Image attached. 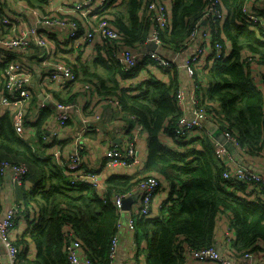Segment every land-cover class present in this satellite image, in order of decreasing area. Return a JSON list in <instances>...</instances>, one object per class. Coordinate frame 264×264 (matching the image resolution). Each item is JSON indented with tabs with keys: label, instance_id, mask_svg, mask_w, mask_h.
Masks as SVG:
<instances>
[{
	"label": "trees",
	"instance_id": "16d2710c",
	"mask_svg": "<svg viewBox=\"0 0 264 264\" xmlns=\"http://www.w3.org/2000/svg\"><path fill=\"white\" fill-rule=\"evenodd\" d=\"M221 1L227 15L224 32L231 47L227 58L216 62L210 70V86L202 100L214 118L238 137L248 156L257 157L260 151H264V96L245 69L244 50L248 47L256 51L264 64V34L256 33L239 22L245 0ZM205 2L174 0L173 27L169 35H162L161 48H187L189 32L202 16ZM128 4L127 21L118 17V24L115 21L114 27L120 31L118 42L124 48L137 50L150 35L152 24L147 15L145 19L141 17L140 0H129ZM100 15L110 19L103 11ZM70 45L71 49L75 48L72 41L66 43V46ZM103 47L105 55L101 53L94 61V66L100 69L91 71L90 66L82 64V71H79L70 63L77 74V82L96 84L100 100L106 101L113 96L119 98V111L139 122L148 135L147 175L144 176L167 181L172 191L170 203L162 205L160 215L141 217L136 230L131 231L139 254L142 241L148 240L146 256L136 254L137 264H189L194 261L187 257L189 249L216 245V233L223 213L232 216L236 231L235 249L244 253L257 247L260 241H264V204L241 196L239 189H243L242 186L229 187V181L223 177L224 165L216 157L213 142L206 138L201 141V149L177 150L164 145L160 139L162 131L175 136L174 127L181 115L175 100L177 82L152 77L146 79L141 91L131 93L117 79L120 76L121 79L127 78L125 75L129 73H122V64L107 58L115 45L104 41L100 49ZM60 48L57 43L56 54L64 58ZM78 48L84 50L85 46ZM12 55L4 56L9 61ZM4 65L0 63V75ZM81 74L84 76L82 79ZM74 89V85L68 88L71 92ZM54 94L61 100L58 93ZM76 96L78 94L73 93L69 99ZM215 100L221 104L219 111L211 103ZM52 112V105L45 107L36 121L40 145L45 135L42 125ZM177 142L181 146L186 143ZM5 159L24 162L28 167L24 179L30 187L25 182L15 186L10 181L14 192L24 188L27 195L17 217V222L21 215L26 218L27 226L22 237L15 236L21 246L20 264H69L63 240L68 227L75 230L83 242L84 251L96 264H110L111 244L118 232L120 215L112 193L133 189L139 178L110 174L105 180L107 196L95 191L90 183L71 185L52 155L40 153L16 132L11 111L0 116V161ZM8 185L7 177L0 172V213L5 210ZM25 236H29L35 246V255L31 259L27 257Z\"/></svg>",
	"mask_w": 264,
	"mask_h": 264
},
{
	"label": "built area",
	"instance_id": "2783aa9c",
	"mask_svg": "<svg viewBox=\"0 0 264 264\" xmlns=\"http://www.w3.org/2000/svg\"><path fill=\"white\" fill-rule=\"evenodd\" d=\"M110 0H78L69 6L63 7L61 12H53L37 19L29 27H16V23L7 15L0 18V52L5 55L13 54V58L7 61L3 55L0 63H4L0 75V116L6 111H11L16 132L25 138L24 131L28 121V112L33 102L31 86L34 79V71L23 62L16 59L18 53L27 57L43 58L41 70V85L46 90L39 102L38 110H43L53 105L57 126L49 128V122L42 125L45 135L41 138L42 144L56 142L46 152L52 155L63 173L69 178L71 185L90 183L95 191L101 195H108L107 185L104 180V172L110 168L134 166L137 160L135 145L136 137L125 133L122 143H114L105 152L100 163L101 170L91 169L85 163L86 149L83 139L85 134L91 131L102 130V115L99 113H87L86 106L92 105L99 95L97 86L90 81L77 82V74L70 63L56 54L55 46L60 47L68 41H72L75 48L82 47L83 42L95 45L99 38L105 43L113 42L115 48L111 58L112 62L122 64V73L135 74L143 66L161 68L164 70H176L184 68L194 79L199 87V82L204 77H209V72L220 60H225L229 55L231 42L225 36L224 23L227 17L221 0H206L202 16L189 32L187 55L182 50H177L173 56H166L160 48L163 46L162 35L170 34L172 30V8L174 0H140L146 10L152 28L142 47L137 50L124 48L118 41L120 31L116 29L111 20L100 15ZM98 4L91 8L93 3ZM239 22L247 25L250 30L264 34V0H245L242 7V15ZM82 23L86 29L81 33ZM16 25V26H15ZM65 30L62 34L60 31ZM83 41V42H82ZM152 44L157 45L155 50L150 49ZM169 46V45H168ZM170 47V46H169ZM186 48V47H185ZM245 69L250 74L253 82H264V64L261 63L259 54L250 48L244 50ZM142 65V66H141ZM74 85V93L78 96L69 100H59L54 93H61ZM135 93V92H134ZM137 93V92H136ZM185 99V91L178 88L176 103L181 108ZM203 97L194 95V110L191 116L181 114L174 127V138L177 141H189L190 132L201 129L203 123L213 114L208 111ZM111 109L120 110V100L117 96L106 99ZM92 113V114H91ZM78 116L81 122L80 129L73 136V144L69 146V152L63 151L64 146L69 145L61 140V131L66 128L69 121ZM39 117V112L36 115ZM214 116V115H213ZM49 118V117H48ZM48 120V119H47ZM223 122V121H222ZM139 123V122H138ZM222 133L226 141L234 145L242 153L247 154L246 148L242 147L238 137L222 124ZM139 127L143 126L139 123ZM26 139V138H25ZM216 157L224 165L223 177L229 181V187L242 186L239 194L249 201L264 204V174L255 171L252 167L243 163H233L232 156L228 152L225 143L215 142ZM55 148V149H54ZM228 158V160H227ZM0 172L8 178L13 185H23L24 176L28 167L24 162L12 160L0 161ZM162 187L161 180L154 176H143L131 190L112 193V200L119 211L117 223L118 232L115 234L110 251V264L116 259L123 236L128 231H135L137 221L141 217H153L152 205L155 195ZM138 193L139 204L131 209L124 210L123 202L127 197ZM17 202L7 210L0 213V264H20L21 246L12 236V230L17 223L20 212ZM37 221V220H36ZM35 221V222H36ZM235 228L232 223L223 236V242L235 252ZM65 251L69 264H96L91 255L83 248L75 230L68 227L63 234ZM251 250L244 252L245 258H250ZM187 257L204 263L234 264V262L221 253L216 245L201 249H189ZM139 260H141L139 258ZM123 264H137L135 257L129 258ZM248 264V263H247Z\"/></svg>",
	"mask_w": 264,
	"mask_h": 264
},
{
	"label": "crops",
	"instance_id": "0c3cea01",
	"mask_svg": "<svg viewBox=\"0 0 264 264\" xmlns=\"http://www.w3.org/2000/svg\"><path fill=\"white\" fill-rule=\"evenodd\" d=\"M78 0H0V15L7 14L14 23H16V27H29L33 25V23L43 17L48 13L53 12H61L63 7L69 6L70 4L76 2ZM129 0H110L109 4L103 10V14H106L111 19V24L114 26L115 21L117 23L118 17L124 21H127V10ZM98 4L95 2L92 4L91 8H96ZM141 17L146 18V10L144 7L141 9ZM118 24V23H117ZM86 24L82 23V31L86 29ZM62 34H65V30L60 31ZM83 33V32H81ZM97 43L95 45L84 43L85 49L80 50L79 48H72L62 45L59 49L64 59L74 64L75 67L78 68L79 71H82V64L90 66L91 71H95L98 67L94 66V61L98 58V55H105L103 41L99 38L96 39ZM143 43L139 45L142 47ZM105 46V45H104ZM190 48L184 49H168V48H160V51L166 56H173L177 50H182L185 55H187L188 50ZM102 53V54H101ZM3 53L0 52V58H3ZM16 59L23 62L26 66L30 67L34 71V79L31 86V90L33 93V102L31 108L28 112V121L24 131V135L26 141H28L31 145H33L36 149L39 150L40 153L46 154L48 148H51L56 142L49 144L39 143V135H38V127L36 125L37 113L39 112V116L42 110H38L39 102L42 100V95L46 93V90L41 85L42 74L39 66L43 63V58L38 57H27L25 54L16 55ZM100 69V67H99ZM1 71V70H0ZM102 71V70H101ZM125 75V74H124ZM116 76V75H115ZM127 78L121 79L118 78L119 84L121 86L127 87L131 93L139 92L142 90L144 82L149 78H158L163 81L169 82L170 80H175L178 84V88H181L185 91V99L181 105V114H185L187 116H191L194 110L193 98L195 94L200 95L201 97L207 96V92L210 86V79L208 76L204 77L202 81L199 82V87L194 82V79L188 74V72L184 69H176V70H164L161 68H153L143 66L140 70H138L135 74L125 75ZM81 79L84 77L81 74ZM255 83V82H254ZM96 85V84H95ZM256 87L261 91L264 96V82L257 81L255 83ZM70 90H64L57 95L61 100H69L74 92H69ZM79 100L82 102V98L79 95ZM214 104L216 110L221 109V104L219 101L215 100L211 102ZM87 113H99L102 115L103 121L101 123L102 130L100 132L91 131L85 134L84 143L87 146L85 163L93 169V170H101L100 163H102V158L106 151L110 149V147L114 143H122L125 140V133L131 134L136 137L135 145L138 153L137 160L135 161L134 166L130 167H121V168H110L106 169L104 172V180L112 173H118L126 176L132 177H143L146 174L145 164L147 161V150H148V135L146 130L142 127H139V123L129 116L128 114H124L123 112L115 109H111V107L107 104L106 101L100 100V97L92 103L90 106L85 107ZM90 111V112H89ZM53 112L55 114V110L53 107ZM52 114L49 116L47 122H49L48 127L54 128L57 126L56 119ZM91 113V114H92ZM46 125V122H45ZM80 119L76 115L74 119L70 120L66 128L61 131L60 138L64 143H68L69 145L64 146L63 151L65 153L69 152V146L73 144V136L76 135L80 129ZM222 126L221 123L214 118L212 115L209 119H207L201 129H195L190 132L189 141L181 146L176 141L172 135L166 131H162L160 133V139L164 143L174 149H182V150H191L193 148L201 149V141L203 139H210L213 142H222L223 140ZM223 143V142H222ZM227 148V147H226ZM55 149V148H54ZM228 150V148H227ZM232 156L233 163H243L249 167H252L257 172L264 174V151H260L258 153L259 156L253 157L248 156V154L242 153L239 149L235 148V151H229ZM228 160V158H227ZM8 179L9 185L6 189L5 196V210H7L12 204L17 202L19 205H22L25 202L26 194L25 189L20 188L14 192L10 179ZM162 187L160 191L155 195L153 205H152V215L157 216L160 215L162 210V205L166 203L167 205L170 203V196L172 194L171 189L168 186L167 181H161ZM30 187V184L26 181ZM26 186V187H27ZM27 189V188H26ZM134 195L138 196V193L135 191ZM139 204V197L133 202V207H136ZM22 207V206H21ZM4 210V211H5ZM22 215L20 216L19 221L16 223L14 229L12 230L13 237H22L23 231L26 229L27 223ZM232 216L228 213H223L221 215V222L216 233V246L218 249L228 258H230L234 264H264V241H260L259 245L250 251L251 257L245 258L244 254L241 252H235L230 249L224 242L223 236L228 229V224L232 223ZM126 234L122 238V242L118 249V254L116 259L112 264H123L125 261L129 260L131 257L136 258V254L139 249L136 248V238L133 232L126 231ZM236 240V232L234 233ZM24 243L27 245V257L33 258L35 255V246L31 238L29 236H25ZM147 243L148 240L142 241L141 247L142 252H140V257H145L147 253ZM138 250V251H137ZM189 264H215L211 262H201V261H190Z\"/></svg>",
	"mask_w": 264,
	"mask_h": 264
},
{
	"label": "water",
	"instance_id": "95a60500",
	"mask_svg": "<svg viewBox=\"0 0 264 264\" xmlns=\"http://www.w3.org/2000/svg\"><path fill=\"white\" fill-rule=\"evenodd\" d=\"M157 48V45L155 44H152L150 46V49L152 50H155ZM223 143H225L226 147L228 148V150L230 151H235V147L233 144H231L230 142L226 141V139L223 137V140H222ZM8 178H10V175H8ZM138 196L137 195H133V196H130V197H127L124 202H123V208L124 210H129L131 209V206L133 204V202L136 200Z\"/></svg>",
	"mask_w": 264,
	"mask_h": 264
},
{
	"label": "rangeland",
	"instance_id": "374dc122",
	"mask_svg": "<svg viewBox=\"0 0 264 264\" xmlns=\"http://www.w3.org/2000/svg\"><path fill=\"white\" fill-rule=\"evenodd\" d=\"M52 105V104H51ZM53 106V105H52Z\"/></svg>",
	"mask_w": 264,
	"mask_h": 264
}]
</instances>
